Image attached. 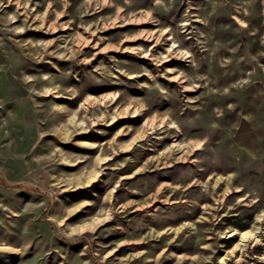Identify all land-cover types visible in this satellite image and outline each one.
<instances>
[{
	"label": "rangeland",
	"instance_id": "rangeland-1",
	"mask_svg": "<svg viewBox=\"0 0 264 264\" xmlns=\"http://www.w3.org/2000/svg\"><path fill=\"white\" fill-rule=\"evenodd\" d=\"M221 258L264 264V0H0V264Z\"/></svg>",
	"mask_w": 264,
	"mask_h": 264
},
{
	"label": "bare ground",
	"instance_id": "bare-ground-1",
	"mask_svg": "<svg viewBox=\"0 0 264 264\" xmlns=\"http://www.w3.org/2000/svg\"><path fill=\"white\" fill-rule=\"evenodd\" d=\"M238 236H239V243L241 244L248 242V241H252L253 243H258L260 241L259 236H258V231L256 229L239 232ZM237 246L238 244L235 245V247ZM224 262H225V258H221L220 263L223 264Z\"/></svg>",
	"mask_w": 264,
	"mask_h": 264
}]
</instances>
